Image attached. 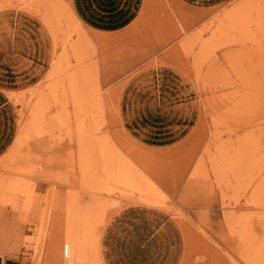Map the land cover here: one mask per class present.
Segmentation results:
<instances>
[{
    "label": "rangeland",
    "instance_id": "374dc122",
    "mask_svg": "<svg viewBox=\"0 0 264 264\" xmlns=\"http://www.w3.org/2000/svg\"><path fill=\"white\" fill-rule=\"evenodd\" d=\"M129 88L153 111L183 101L192 126L134 138ZM0 93L1 257L264 264V0H143L114 31L71 0H0Z\"/></svg>",
    "mask_w": 264,
    "mask_h": 264
},
{
    "label": "crops",
    "instance_id": "0c3cea01",
    "mask_svg": "<svg viewBox=\"0 0 264 264\" xmlns=\"http://www.w3.org/2000/svg\"><path fill=\"white\" fill-rule=\"evenodd\" d=\"M189 1L197 2V0ZM142 2L143 0H71L76 13L87 25L104 31H114L127 26L138 15ZM137 94L129 88L122 93L119 103L123 126L134 138L141 139L144 142L158 144L175 142L184 136L185 128L192 126L191 119L193 115L189 119V123L185 122L186 117L184 116H179L180 118L174 119L175 112H178L183 107V101L171 100L170 96V102L166 106L168 96H165L164 101L162 103L158 102L157 107L153 111L148 108L153 102H149L148 105H143L142 103L144 102L140 98H137ZM174 95H178V93ZM7 110H9L8 101L0 93V154L13 140L12 127L9 126V119L7 116L3 118ZM179 112L183 113L182 111ZM147 117L152 119L150 121L144 119ZM149 126L159 130H143ZM168 126L170 127L167 128ZM175 258L174 260L176 261L177 259ZM174 260L172 262L162 260V262L163 264H174ZM0 264L31 263L25 262L22 256L15 257L9 255L5 257L0 256ZM108 264H110V260Z\"/></svg>",
    "mask_w": 264,
    "mask_h": 264
},
{
    "label": "bare ground",
    "instance_id": "6f19581e",
    "mask_svg": "<svg viewBox=\"0 0 264 264\" xmlns=\"http://www.w3.org/2000/svg\"><path fill=\"white\" fill-rule=\"evenodd\" d=\"M71 41H72V40H71ZM70 43H71V42H70ZM72 43H73V42H72ZM75 43H76V42H75ZM73 46H74V44H73ZM71 47H72V44L70 45V48H71ZM72 49H73V48H72ZM76 49H77V46H76ZM73 50H74V49H73ZM74 51H75V50H74ZM182 53H183V52H182ZM77 58H78V57H77ZM186 60H187V58H186ZM86 74H88V73H86ZM76 102H77V101H76ZM78 117H79V116H78ZM111 149H112V148H111ZM84 150H85V149H84ZM102 150H103V149H102ZM104 150H105V148H104ZM85 153H86V152H85ZM109 156H111V155H109ZM85 157H86V156H85ZM139 162H140V161H139ZM102 163H103V162H102ZM117 164L119 165V163H117ZM92 166H93V165H92ZM124 169H125V168H124ZM128 170H129V169H128ZM86 171H87V170H86ZM129 171H130V170H129ZM131 171H132V170H131ZM133 171H134V169H133ZM92 172H94V171H92ZM125 172H126V171H125ZM125 172H123V173H125ZM97 173H98V172H97ZM131 173H132V172H131ZM133 173H134V172H133ZM99 175H100V174H99ZM261 176H262V175H261ZM94 177H95V175H94ZM94 177H93V180H94ZM97 177H98V176H97ZM95 178H96V177H95ZM143 178H144V177H143ZM96 179H97V178H96ZM96 179H95V180H96ZM98 179H99V178H98ZM87 180H88V179H87ZM102 180L104 181V179H102ZM146 180H148V178H147ZM141 182H142V181H141ZM141 182H140V183H141ZM148 182H149V181H148ZM93 183H94V182H93ZM99 183H100V182H99ZM102 183H103V182H101L100 184H102ZM143 183H144V185H145V182H143ZM91 184H92V183H91ZM97 184H98V181H97ZM100 184H98V186H99ZM141 185H142V183H141ZM147 185H148V184H147ZM147 185H146V186H147ZM100 186H101V185H100ZM100 186L97 187V185H95L94 187L100 188ZM131 186H132V185H131ZM88 187H89V186H88ZM91 187H92V185H91ZM94 187H92V188H94ZM103 187H104V186H103ZM89 188H90V187H89ZM97 188H96V189H97ZM149 189H150V188H149ZM149 189H148V190H149ZM146 190H147V189H146ZM149 191H150V190H149ZM25 203H26V202H25ZM47 204H48V203H47ZM47 204H46V205H47ZM47 209H48V208H47ZM68 227H69V225H68ZM68 227H67V228H68ZM67 228H66V229H67ZM70 229H71V228H70ZM68 232H69V231H68ZM68 232H67V234H70V235H68L69 238H70L71 233H70V232L68 233ZM65 234H66V233H65ZM67 234H66V235H67ZM64 239L67 240V238H64ZM73 239H74V238H73ZM73 239H72V241H75V240H73ZM67 241H68V240H67ZM67 244H68V243H67ZM74 244H75V243H74ZM68 245H69V244H68ZM69 246H70V245H69ZM65 248H66V247H65ZM65 248H64V249H65ZM72 248H73V247H72ZM67 249H68V248H67ZM68 250H69V249H68ZM70 250H72V249H70ZM64 252H65V250H64ZM72 253H73V252L71 251V254H72ZM64 254H66V253H64ZM66 255H68V254H66ZM70 256H71V255H70ZM71 257H72V256H71ZM71 257H70V259H72ZM64 259H65V258H64ZM67 259H68V257H67ZM67 259H66V260H67ZM68 262H69V261H68ZM253 262H254V260H253ZM69 263H70V262H69ZM66 264H67V262H66Z\"/></svg>",
    "mask_w": 264,
    "mask_h": 264
}]
</instances>
